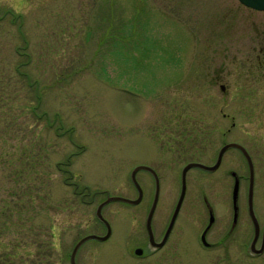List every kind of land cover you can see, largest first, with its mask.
<instances>
[{"label": "rangeland", "instance_id": "374dc122", "mask_svg": "<svg viewBox=\"0 0 264 264\" xmlns=\"http://www.w3.org/2000/svg\"><path fill=\"white\" fill-rule=\"evenodd\" d=\"M163 103L183 120L165 122ZM227 142L251 155L262 226L264 11L238 0H0V264H69L79 237L104 231L99 203L136 197L134 165L157 167L158 214L177 198L183 165L212 164ZM232 171L240 181L233 263L261 264L264 256L243 250L253 227L236 148L216 171L186 173L184 230L208 223L205 196L211 237L228 231ZM136 179L146 213L154 183L143 171ZM135 210L123 201L102 207L113 238ZM100 264H113L108 252Z\"/></svg>", "mask_w": 264, "mask_h": 264}, {"label": "flooded vegetation", "instance_id": "af4514ba", "mask_svg": "<svg viewBox=\"0 0 264 264\" xmlns=\"http://www.w3.org/2000/svg\"><path fill=\"white\" fill-rule=\"evenodd\" d=\"M261 51H263V49H261ZM170 110H173V111H170ZM174 110L176 109H171L170 107H168L167 103H163V108H162L161 113L162 115H164L165 122L175 120L174 118L176 115L178 116V118L175 121L179 122L183 120L184 112L182 111V113H177V111H174ZM178 124L173 123L174 126ZM231 124L232 125L234 124L233 120ZM227 143H230V142H227ZM225 144L226 143H224L223 145ZM236 149L239 152H241L238 148ZM218 153L219 151L216 154L214 162L210 165L206 164L207 166H212L216 163ZM223 155L221 156V160L218 166L214 170H207V169H204L198 166H193V167H190L189 169L197 168V169H201L204 171L214 172L220 167L222 163ZM191 162H194V161L186 162L183 165L181 172L183 168L185 167V165ZM196 163H200V162H196ZM138 166H147L150 169L139 168L135 172V177L138 172L143 171L149 174L150 179L154 183V191L150 199V202L147 206L146 213H143V210H144L143 208V194H144L143 188L136 179L138 185L141 188V196L140 198H138L139 190L131 179L134 189L136 190V197L132 198V200H137V199L138 200L136 202L129 203L132 208L136 209L135 213L130 215V223L127 222V224H130L129 228L124 229L121 235H119V237L114 236L113 238V230L111 226L109 225L110 233L106 239L100 240L98 238H89L85 240L78 246L75 252V256H74L75 264H100L102 263L104 254L106 255L107 252H108V255H110V258H113V264H234L233 263L234 240L230 241V237L233 232L235 233L236 231L235 228L237 227V224L239 221V206H238L237 222L233 226L234 211H233V205L231 204L232 219L230 222V226H229L228 231L221 238L215 239L211 237L210 228L213 223L209 226V228H207L209 221L203 228L200 227L198 229L196 226V230L187 232L184 230V221H187V222L189 221L190 213L185 214V215L182 213L184 202H185V196L187 193V187L185 189V195L179 204V195L181 191V174H180V189H179L177 198L173 201L170 208H168V205H167L166 207H164L161 213L158 212V214L157 213L155 214V211L157 209L158 202H159L160 187H161L160 177L157 172V167L152 166L150 164H136L132 167V170ZM247 167H248V164H247ZM253 167H254V163H253ZM189 169L187 170V172L189 171ZM232 172L230 173L234 181V176ZM156 181L158 182V185H159V191H158V197L155 201ZM254 182H255V168H254ZM248 185H249V168H248ZM203 202H204L205 209L207 210V213H208V218L211 213L215 217L213 207L210 205V203L208 202L205 196H203ZM168 209H170L169 212H168ZM247 211H248V205H247ZM100 222L103 224L104 231L99 234L98 233H89V234H95L98 236H103L106 234L107 228L102 221ZM252 227H253V223H252ZM86 235L88 234H85L79 237L75 241V243L73 244L71 248V252L74 246L76 245V243ZM111 239H112L111 243L113 244V247H111L110 246L111 244H110L107 247V251L105 249L103 250L102 249L103 247L101 248V246H98ZM246 239L248 238L246 237ZM253 239H254V227H253L252 240L250 241L248 246L243 248V250L245 251L244 254L246 258L249 257V255L253 256V258L255 259L261 258L262 256H264V223L262 224V226H260L259 224V230H258L257 237L253 245H251V243L253 242ZM88 240L95 241L96 245H92L90 247L91 248L90 251H87L88 253L82 252V254L78 256V252L80 250H83L84 248L88 249V247L85 246V243ZM245 248L247 251L245 250ZM89 254L92 255L90 256L91 259L89 258ZM99 259H102V260L100 261ZM68 261H69V264H71L70 255H69ZM261 264H264V262Z\"/></svg>", "mask_w": 264, "mask_h": 264}, {"label": "water", "instance_id": "95a60500", "mask_svg": "<svg viewBox=\"0 0 264 264\" xmlns=\"http://www.w3.org/2000/svg\"><path fill=\"white\" fill-rule=\"evenodd\" d=\"M238 1L242 5H244L245 7H248V8L254 9V10H258V11H264V0H238ZM221 87L223 88V86H221ZM232 147L238 148L242 152L243 156L245 157V159L247 161L248 168H249V185H248V191H247V205H248V213H249V216L251 218V221H252L253 227H254V239H253V242L251 243V245H253V243L257 237L258 230H259V223H258V220L255 216V213L253 210V202H252L253 188H254V167H253V161H252V158H251L249 152L247 151V149L242 144H240L238 142H230V143H226L225 145H223L219 150L216 163L212 166H207V165H204L202 163H196V162H191V163H188L187 165H185V167L183 168V170L181 172V191H180V195H179V204L185 195L187 170L193 166H198V167H201V168H204L207 170H214L218 166L223 153L228 148H232ZM139 168L150 169L147 166H138V167H135L131 171V175H130L131 179L139 190L138 198H140V196H141V188L136 181L135 172ZM232 174L234 176V182H233L232 193H231L232 194V205H233V211H234V214H233V226H234L236 224L237 218H238V192H239L240 181H239V177L237 176V174L235 172H232ZM158 191H159V185H158V182L156 181L155 201L158 197ZM137 200L127 199V198L120 197V196H107L105 200H103L101 203H99V205L96 208V216L100 221H102L104 223V225L107 228V232L103 236H98L95 234H88V235L84 236L83 238H81L76 243V245L74 246V248L70 254L71 264H75V261H74L75 252H76L78 246L82 242H84L85 240H87L89 238H98L100 240H103V239H106L108 237V235L110 233V226H109V223L103 218L102 213H101L102 207L105 204H107L111 201H123V202H127V203H133V202H136ZM213 220H214V217H213V214L211 213L210 218H209V224H208L207 228H209V226L212 224Z\"/></svg>", "mask_w": 264, "mask_h": 264}]
</instances>
